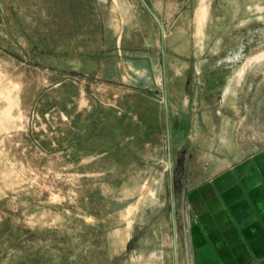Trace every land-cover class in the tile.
Masks as SVG:
<instances>
[{
    "label": "rangeland",
    "instance_id": "obj_1",
    "mask_svg": "<svg viewBox=\"0 0 264 264\" xmlns=\"http://www.w3.org/2000/svg\"><path fill=\"white\" fill-rule=\"evenodd\" d=\"M145 1L164 78L141 0H0V264H174L164 81L178 258L201 83L264 73V0Z\"/></svg>",
    "mask_w": 264,
    "mask_h": 264
},
{
    "label": "crops",
    "instance_id": "obj_2",
    "mask_svg": "<svg viewBox=\"0 0 264 264\" xmlns=\"http://www.w3.org/2000/svg\"><path fill=\"white\" fill-rule=\"evenodd\" d=\"M242 69L227 67L215 92L201 83L203 118L189 135L198 168L181 190L177 264H264V73Z\"/></svg>",
    "mask_w": 264,
    "mask_h": 264
},
{
    "label": "water",
    "instance_id": "obj_3",
    "mask_svg": "<svg viewBox=\"0 0 264 264\" xmlns=\"http://www.w3.org/2000/svg\"><path fill=\"white\" fill-rule=\"evenodd\" d=\"M147 11L150 13V15L153 17V19L157 22L159 25L160 31H161V56H162V71H163V78L165 75V69H164V47H163V31H162V25L158 21L156 15L151 10L149 5L145 0H141ZM163 107H164V120H165V129H166V137H167V168L169 172V179H170V207H171V219H172V225H173V253H174V264H177L176 259V239H175V228H174V208H173V200H172V194H171V160H170V151H169V134H168V105H167V94H166V87H165V81H164V93H163Z\"/></svg>",
    "mask_w": 264,
    "mask_h": 264
}]
</instances>
